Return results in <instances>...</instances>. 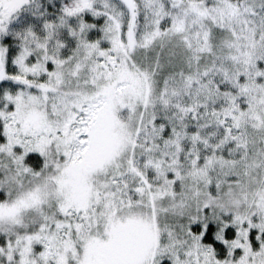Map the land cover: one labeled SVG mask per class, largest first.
I'll return each instance as SVG.
<instances>
[{"label": "snow or ice", "instance_id": "obj_1", "mask_svg": "<svg viewBox=\"0 0 264 264\" xmlns=\"http://www.w3.org/2000/svg\"><path fill=\"white\" fill-rule=\"evenodd\" d=\"M0 264H264V0H0Z\"/></svg>", "mask_w": 264, "mask_h": 264}]
</instances>
